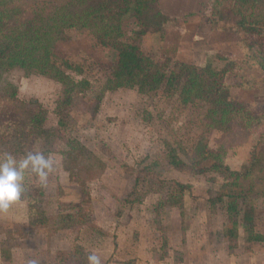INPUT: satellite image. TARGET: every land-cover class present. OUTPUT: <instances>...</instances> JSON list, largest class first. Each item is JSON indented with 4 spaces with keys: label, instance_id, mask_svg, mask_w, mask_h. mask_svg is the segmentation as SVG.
Wrapping results in <instances>:
<instances>
[{
    "label": "rangeland",
    "instance_id": "rangeland-1",
    "mask_svg": "<svg viewBox=\"0 0 264 264\" xmlns=\"http://www.w3.org/2000/svg\"><path fill=\"white\" fill-rule=\"evenodd\" d=\"M31 1L21 3L24 16L49 0ZM66 1L76 10L80 0ZM150 1L140 21L124 19L122 39L170 70L177 63L226 70L224 83L236 111L225 128L209 129L204 102L183 105L161 91L141 95L129 89L106 91L99 99L116 53L101 47L89 30L68 29L56 53L82 67L81 75L69 74L91 87L66 110H55L63 99V87L55 81L23 71L4 76L18 91L14 102L0 92V111L8 112L0 120L1 157L9 152L4 145L29 131L37 103L44 111L49 147L33 136L22 141L28 152L49 150L53 170L46 183L32 177L21 199L0 213V264H88L91 254L101 264H264V242H248L240 220L237 238L225 236L224 205L208 203L226 181L200 170L208 169L209 162L191 168L199 144L222 153L232 171L252 165L242 186L252 199L253 232L264 235V74L246 51L256 37L238 31L224 9L214 12L217 0ZM59 119L67 125L60 126ZM72 141L74 151L67 146ZM169 150L188 166H167ZM149 165L154 166L150 171ZM168 182L191 187L181 210L164 202ZM28 195L39 202L48 226L28 224ZM79 205L90 216L89 224L50 229L60 207L74 213Z\"/></svg>",
    "mask_w": 264,
    "mask_h": 264
},
{
    "label": "trees",
    "instance_id": "trees-1",
    "mask_svg": "<svg viewBox=\"0 0 264 264\" xmlns=\"http://www.w3.org/2000/svg\"><path fill=\"white\" fill-rule=\"evenodd\" d=\"M22 2L23 0H0V92L4 93L7 101L14 102L18 91L17 87L4 77L11 71L29 72L60 84L63 87V99L56 106L58 113L70 107L76 95L90 90L91 85L87 80L76 81L69 74L81 75L83 68L56 53L58 40L63 39L68 29H76L89 30L101 47L116 53L111 75L103 84L99 99L106 91L129 89L136 90L141 95L161 91L165 97L176 96L183 105L196 101L204 102L209 105V129L225 128L230 115L236 111V104L230 99L229 87L224 83L226 70L213 71L207 67L200 68L186 63H177L170 70L168 64H158L145 56L136 43L122 39L121 25L124 19L135 18L140 21L150 0H80L75 3L76 10L70 8L66 0H49L48 4L45 3L48 8L46 5L40 7L41 5L36 4L30 8L29 16L22 14ZM220 8L227 11L235 21L238 31L247 37L262 39L257 41L255 38V41L246 46V51L249 59L264 74V0H217L214 12L219 13ZM33 104L35 111L27 123L29 131L22 130L24 134L15 135L11 143L3 147L9 150L7 154L17 160L29 153L23 143L27 137L33 136L34 140L49 147V133L43 128L44 111L37 103ZM7 113L0 111V120L6 117ZM59 125L65 127L67 124L59 119ZM72 143L77 144L76 141L68 142L70 151L73 150ZM196 151L197 157L191 168L197 170L202 164L209 162L208 169L200 170L216 173L226 181L219 192L208 199L212 208L219 204L224 205L227 218L225 236L233 240L237 238L240 220L247 233L248 242H264V235L253 232L255 215L252 199L242 186V182L251 175L253 166L240 172L232 171L223 164L222 153L216 154L200 144ZM39 153L44 154L46 158L50 154L47 149ZM1 156L3 155L0 154V158ZM166 162L167 166L174 169L188 166L174 150H169ZM153 168V165L147 167L149 171ZM32 177L36 175L30 171L26 172L24 191L31 186ZM190 191L191 187L188 185L168 182L164 202L181 210L183 197ZM28 200V224L35 228L48 226L50 220L38 209L39 202L35 198L31 199L29 195ZM134 202L135 199L126 200V203ZM82 209V205H79L77 212L72 213L71 209L60 207L50 229L68 230L89 224L90 216Z\"/></svg>",
    "mask_w": 264,
    "mask_h": 264
},
{
    "label": "clouds",
    "instance_id": "clouds-1",
    "mask_svg": "<svg viewBox=\"0 0 264 264\" xmlns=\"http://www.w3.org/2000/svg\"><path fill=\"white\" fill-rule=\"evenodd\" d=\"M53 170V161L42 153L29 152L24 158L17 160L11 154L0 158V213H5L19 201L24 193L26 172L34 173L41 183H46ZM88 264H101L98 255L87 257ZM31 264H37L35 260Z\"/></svg>",
    "mask_w": 264,
    "mask_h": 264
}]
</instances>
